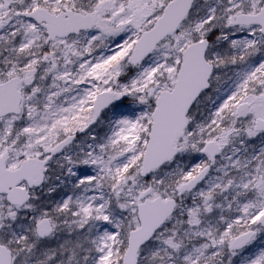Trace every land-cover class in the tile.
Masks as SVG:
<instances>
[{"label":"snow or ice","instance_id":"1","mask_svg":"<svg viewBox=\"0 0 264 264\" xmlns=\"http://www.w3.org/2000/svg\"><path fill=\"white\" fill-rule=\"evenodd\" d=\"M0 264H264V0H0Z\"/></svg>","mask_w":264,"mask_h":264}]
</instances>
